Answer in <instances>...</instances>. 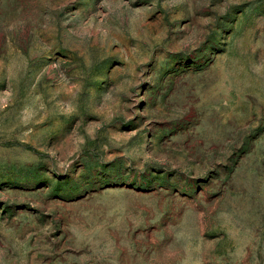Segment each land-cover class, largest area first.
Segmentation results:
<instances>
[{
    "label": "rangeland",
    "instance_id": "rangeland-1",
    "mask_svg": "<svg viewBox=\"0 0 264 264\" xmlns=\"http://www.w3.org/2000/svg\"><path fill=\"white\" fill-rule=\"evenodd\" d=\"M0 264H264V0H0Z\"/></svg>",
    "mask_w": 264,
    "mask_h": 264
}]
</instances>
